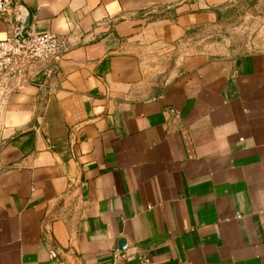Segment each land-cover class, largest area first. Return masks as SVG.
I'll use <instances>...</instances> for the list:
<instances>
[{"label": "crops", "instance_id": "1", "mask_svg": "<svg viewBox=\"0 0 264 264\" xmlns=\"http://www.w3.org/2000/svg\"><path fill=\"white\" fill-rule=\"evenodd\" d=\"M230 1L18 0L67 47L0 93V264H264V49L185 52Z\"/></svg>", "mask_w": 264, "mask_h": 264}, {"label": "rangeland", "instance_id": "2", "mask_svg": "<svg viewBox=\"0 0 264 264\" xmlns=\"http://www.w3.org/2000/svg\"><path fill=\"white\" fill-rule=\"evenodd\" d=\"M216 12L215 21L192 34L185 52H191L194 46L195 49H211L217 54L228 49L233 50L232 54L264 49V0H231L218 6ZM169 53L155 58L148 54L144 58L143 67L148 78L162 79L166 69H161L160 63L164 65L172 60V51Z\"/></svg>", "mask_w": 264, "mask_h": 264}, {"label": "built area", "instance_id": "3", "mask_svg": "<svg viewBox=\"0 0 264 264\" xmlns=\"http://www.w3.org/2000/svg\"><path fill=\"white\" fill-rule=\"evenodd\" d=\"M18 0H0V19L8 26L7 36L0 40V93L6 91L13 76H25L36 66L50 65L67 47L66 37L52 32L34 33L20 27ZM136 264H154L141 254Z\"/></svg>", "mask_w": 264, "mask_h": 264}, {"label": "water", "instance_id": "4", "mask_svg": "<svg viewBox=\"0 0 264 264\" xmlns=\"http://www.w3.org/2000/svg\"><path fill=\"white\" fill-rule=\"evenodd\" d=\"M17 20L20 21V27L16 34H20L29 24V12L23 5H19V15L17 16Z\"/></svg>", "mask_w": 264, "mask_h": 264}]
</instances>
